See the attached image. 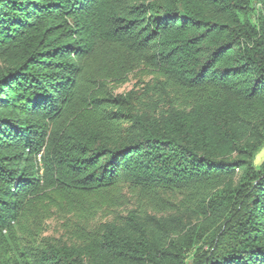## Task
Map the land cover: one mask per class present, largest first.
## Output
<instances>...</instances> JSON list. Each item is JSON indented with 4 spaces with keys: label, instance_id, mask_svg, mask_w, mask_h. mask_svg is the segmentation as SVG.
<instances>
[{
    "label": "trees",
    "instance_id": "obj_1",
    "mask_svg": "<svg viewBox=\"0 0 264 264\" xmlns=\"http://www.w3.org/2000/svg\"><path fill=\"white\" fill-rule=\"evenodd\" d=\"M263 146L264 0H0V264H264Z\"/></svg>",
    "mask_w": 264,
    "mask_h": 264
},
{
    "label": "rangeland",
    "instance_id": "obj_2",
    "mask_svg": "<svg viewBox=\"0 0 264 264\" xmlns=\"http://www.w3.org/2000/svg\"><path fill=\"white\" fill-rule=\"evenodd\" d=\"M106 51H110L111 54L115 55V59L116 60H121L124 62V60H126V56L124 55L123 52H121L120 50H117L113 47H104L102 50H100V52L98 53L97 57H96V61L97 64H105L108 65L109 61L106 58L107 53ZM102 57V59L100 60L99 57ZM125 56V57H124ZM113 59V60H115ZM150 79V76L148 74L145 73V71H142L141 69H137L135 68L131 73L125 75V80L122 81L121 83H110V86H115V89L113 90L114 93H118V94H123V93H127L131 90H138L143 86V82L147 81ZM264 160V146L262 147V149L258 152V154L256 155L255 159H254V165L258 166L262 161ZM127 195V194H126ZM127 199V197H126ZM132 201V199H131ZM135 205H133L132 203H126L123 206H121L117 212L118 213H125L128 209L134 208ZM174 215V213H168L165 216H172ZM161 216V214H158V217ZM109 217L103 216L102 214H98L96 216V222H102V221H106L109 220ZM46 230L43 232V236H51L53 238L56 239H62V240H66L67 237L69 236V232L68 229L64 223L63 220L58 219L57 217H53L52 219L48 220L46 222ZM193 252H190L188 254L187 257V263L186 264H192L191 261V255Z\"/></svg>",
    "mask_w": 264,
    "mask_h": 264
}]
</instances>
